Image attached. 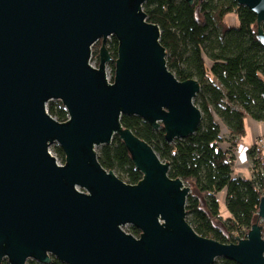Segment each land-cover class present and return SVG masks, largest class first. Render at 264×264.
I'll return each instance as SVG.
<instances>
[{
    "label": "water",
    "instance_id": "95a60500",
    "mask_svg": "<svg viewBox=\"0 0 264 264\" xmlns=\"http://www.w3.org/2000/svg\"><path fill=\"white\" fill-rule=\"evenodd\" d=\"M144 1L0 0V262L212 264L224 257L264 264V189L259 221L244 237L223 243L201 236L186 220L190 187L121 123L124 114L139 116L171 142L195 133L202 117L194 104L200 85L168 69ZM236 1L255 13L264 47V0ZM112 35L117 57L109 81ZM50 100L62 102L66 120L48 113ZM115 134L142 174L137 183L98 161L97 148ZM53 142L62 164L49 151Z\"/></svg>",
    "mask_w": 264,
    "mask_h": 264
},
{
    "label": "trees",
    "instance_id": "16d2710c",
    "mask_svg": "<svg viewBox=\"0 0 264 264\" xmlns=\"http://www.w3.org/2000/svg\"><path fill=\"white\" fill-rule=\"evenodd\" d=\"M142 7L147 20L160 28L168 69L179 80L195 79L199 83L194 104L202 117L195 133L171 142L165 140L162 127L153 129L139 116L124 114L121 123L168 161L169 176L180 178L201 196L189 192L186 198V220L195 232L223 243L235 242L259 221L260 188L264 185V177L255 167L252 177H232L233 165L227 161V154L245 135L246 117L264 120V47L256 36V15L236 0H194L192 4L185 0H145ZM232 16L235 23L227 19ZM100 44L98 40L91 50L96 66ZM106 47L112 57L108 62L112 81L117 57L113 35L107 39ZM46 108L56 120L67 119L60 100L48 101ZM53 149L64 163L60 146ZM97 158L105 169L127 183H137L142 177L116 134L110 144L97 148ZM222 191L229 213L226 218L220 214ZM128 232L139 235L132 225ZM27 261L66 264L56 258L49 263ZM0 264L9 263L3 258ZM212 264L238 263L218 257Z\"/></svg>",
    "mask_w": 264,
    "mask_h": 264
},
{
    "label": "built area",
    "instance_id": "2783aa9c",
    "mask_svg": "<svg viewBox=\"0 0 264 264\" xmlns=\"http://www.w3.org/2000/svg\"><path fill=\"white\" fill-rule=\"evenodd\" d=\"M91 59L92 56L90 57L89 63L92 66H96L92 63ZM261 122L264 124V120ZM250 152H252L251 157ZM227 161L233 165L232 177L242 176L235 169L240 165L248 168L250 177L253 175L254 167L255 170H259L260 174L264 177V131L257 133L253 137L250 145L238 143L234 151L227 154ZM263 189L264 185L260 188L261 194Z\"/></svg>",
    "mask_w": 264,
    "mask_h": 264
},
{
    "label": "rangeland",
    "instance_id": "374dc122",
    "mask_svg": "<svg viewBox=\"0 0 264 264\" xmlns=\"http://www.w3.org/2000/svg\"><path fill=\"white\" fill-rule=\"evenodd\" d=\"M227 19L233 21V17H232V19H231L230 17H227ZM109 38H110V37H109ZM99 47H100V46H99ZM91 50H92V48H91ZM91 52H92V51H91ZM91 61H92V63L95 65V60H94V59H91ZM105 72H106V76H107L108 80L110 81V77H111V68H110V66H109L108 63L106 64ZM195 105H196V104H195ZM224 136L227 137L228 135L225 134ZM56 145H57V143H56V142H53V143L49 146V151L51 152V154H52L53 156L56 157L58 163L62 164L63 162L60 161L58 155L56 154V152H55L54 149H53ZM235 169H236L238 172H240L244 177H246V178H249V177H250V174H249L250 171L248 170V168H247L246 166H241V165H240V166H238V167L235 168ZM190 193H192V194H194V195H197L199 198H201V196L197 193V191H196L194 188H191V189H190ZM224 194H225L224 191H222V192H221V197H220V200H219L220 214H221V217H222V218H226V216L229 215L228 210H227V208H226V206H225ZM218 223H219V222H218ZM218 225L221 226L220 223H219ZM128 226H129V225H124V226H122V229H123L124 231L128 232ZM28 260H32V259H28ZM33 261H34V262H37V261H35V260H33ZM27 264H31V263L27 261Z\"/></svg>",
    "mask_w": 264,
    "mask_h": 264
},
{
    "label": "crops",
    "instance_id": "0c3cea01",
    "mask_svg": "<svg viewBox=\"0 0 264 264\" xmlns=\"http://www.w3.org/2000/svg\"><path fill=\"white\" fill-rule=\"evenodd\" d=\"M233 17V23H235V18ZM245 127L246 132L245 135L241 138L239 144L250 145L253 137L259 133L264 131V124L261 121H255L250 117H246L245 119ZM239 174H241L239 172ZM242 175V174H241ZM243 176V175H242Z\"/></svg>",
    "mask_w": 264,
    "mask_h": 264
}]
</instances>
